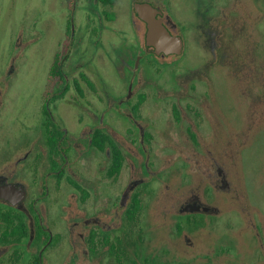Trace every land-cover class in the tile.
Returning <instances> with one entry per match:
<instances>
[{
    "label": "rangeland",
    "instance_id": "rangeland-1",
    "mask_svg": "<svg viewBox=\"0 0 264 264\" xmlns=\"http://www.w3.org/2000/svg\"><path fill=\"white\" fill-rule=\"evenodd\" d=\"M244 3L234 8L230 1L226 2L231 17L238 21L244 18L250 23V55L241 61L236 59L238 63L233 65L225 59L217 78V64L208 57L203 61L209 68L205 69L202 63L197 65L200 59L196 55V43L187 39L181 56H167L166 61L160 58L158 62L149 57L155 68L168 70L146 74L135 86L147 92L151 104L141 120L155 118L149 127L152 138L147 145L150 168L146 176L155 181L147 182L149 189L143 188L146 184L141 185V210L134 225L128 227V233L131 228L137 232L140 261L145 257L150 259L149 264H264V24H255L256 19L264 18V0ZM70 12L67 0H0V162L26 146L38 133L41 104L50 91L47 67L51 55L60 49L56 42L66 33ZM81 12L80 9L79 15ZM123 28L128 29L127 25ZM80 50L81 46L71 48L70 67L77 64L75 57ZM85 60L81 58L79 63ZM242 61L248 64L244 68L247 76L243 78L233 71L238 67L241 71ZM97 64L105 70L108 82H115L116 74L108 64L103 66L99 60ZM189 67L178 74L172 72ZM8 71L11 74L5 77ZM71 76L79 77L77 69ZM72 92L66 97H72ZM238 100L243 104L253 103L251 121L244 123L245 133L227 137L225 130L233 123L239 128L243 123L237 120L242 109L231 112L227 108L228 103L238 104ZM93 103L97 109L104 104ZM172 103L180 108V113H185L180 121L172 116ZM185 103H196L198 115ZM218 105L225 110L223 116L227 121L222 122L225 126L214 137L212 129L217 124L211 107L216 109ZM107 112L122 119L115 108ZM73 123V118H69L67 125ZM113 124L110 129L123 131L119 123ZM187 124L198 131L197 143L184 130ZM136 134L124 133L126 146L137 147ZM133 156L126 154L121 171L111 178L105 174L109 162L104 153L95 149L86 151L89 193L86 217L99 215L111 227L117 225L118 198L131 172L143 176L140 164L131 168L132 160L136 159ZM138 159L144 158L141 155ZM221 177L228 182V188L222 187ZM191 193L216 206L218 211L184 216L179 205ZM115 208H118L117 217ZM88 261V264H113L114 260L98 250ZM49 262L60 264L61 261Z\"/></svg>",
    "mask_w": 264,
    "mask_h": 264
},
{
    "label": "flooded vegetation",
    "instance_id": "flooded-vegetation-1",
    "mask_svg": "<svg viewBox=\"0 0 264 264\" xmlns=\"http://www.w3.org/2000/svg\"><path fill=\"white\" fill-rule=\"evenodd\" d=\"M228 1L234 8H239L240 3L249 0H67L71 12L66 33L56 42L60 49L51 55L47 67L50 86L47 88L50 91L41 104L38 133L26 146L0 162V264H53L49 261L88 264L98 250L102 255L110 256L113 264H149V258L139 260L137 232L131 228L128 233V227L134 225L141 209L133 213L129 211L134 217L131 220L126 217L131 201L137 199L141 202V185L146 184L143 188L149 189L147 182L151 179L155 181V178H146L150 168L147 145L152 138L149 127L155 118L141 120L143 112L151 104L147 92L135 89V86L142 82L146 74L168 70L155 68L149 57L158 62L160 58L166 61L167 56H181L187 39L196 43V55L200 59L197 65L202 63L205 69L209 68L203 61L208 57L213 64H217V78L226 63L225 59L233 65L238 63L236 59L241 61L250 55V23L244 18L238 21L231 17L226 4ZM147 8L153 10L154 20L169 32L175 42L180 38V52H156L155 47L148 44V22L140 14L145 15ZM255 24L261 26L264 18L256 19ZM124 25L128 29L123 28ZM76 46H81L82 50L75 57L77 64L70 67V51ZM81 58L86 60L79 63ZM98 60L103 66L107 63L108 68L114 71L115 82H108L105 70L103 72L101 65L97 64ZM242 63L241 71L240 67L233 71L242 74L243 78L247 76L244 68H248V64L245 61ZM203 67L198 68L202 70ZM74 69H77L78 78L71 76ZM185 69L190 67L172 72L178 74ZM4 74L7 77L11 71ZM70 90H73L72 97L67 98ZM93 102L104 104L97 109ZM252 104L250 101L243 104L241 100L238 104H227L231 112L236 108L237 112L242 109L243 113L237 120L243 123L240 128L233 123L230 129L225 130L228 132L225 136L245 133L243 126L246 121H251ZM171 106L173 118L180 121L185 113H180V108L174 107V103ZM185 106L198 115L196 103H185ZM109 108H115L117 116L122 119L109 114ZM211 108L217 124L212 129V135L216 137L218 130L225 126L222 122L227 119L223 116V107ZM260 115H263L262 110ZM69 118H73L74 127L67 125ZM91 121L93 125L87 123ZM116 122L123 127V131L110 129ZM184 130L197 143L198 131L190 124ZM97 132L106 137L102 147L93 142ZM135 132L139 137L137 147L126 146L124 133L129 136ZM114 148L121 165L117 172L110 173L116 154ZM89 149L104 153L109 162L105 169L108 177L119 174L124 160H127L126 154L131 158L135 156L136 159L132 162L128 159V162H131L132 169L140 164L143 174L138 177L134 171L131 172L118 198L119 224L112 227L99 215L86 217V198L89 194L86 189V151ZM141 155L143 161L138 159ZM216 170L220 172L219 167ZM221 181L222 187L228 188L224 177ZM198 206L202 209L192 210ZM217 211L216 206L202 201L195 193L179 205V212H183L184 216L214 214Z\"/></svg>",
    "mask_w": 264,
    "mask_h": 264
},
{
    "label": "water",
    "instance_id": "water-1",
    "mask_svg": "<svg viewBox=\"0 0 264 264\" xmlns=\"http://www.w3.org/2000/svg\"><path fill=\"white\" fill-rule=\"evenodd\" d=\"M153 10L147 8L144 10V14L140 13L144 19L148 22V32H147V42L155 47V51H164L168 52H180L181 49V40L180 38L175 39L169 34V32L163 27L160 26L152 17ZM202 207H194L192 210H200Z\"/></svg>",
    "mask_w": 264,
    "mask_h": 264
},
{
    "label": "trees",
    "instance_id": "trees-1",
    "mask_svg": "<svg viewBox=\"0 0 264 264\" xmlns=\"http://www.w3.org/2000/svg\"><path fill=\"white\" fill-rule=\"evenodd\" d=\"M103 139H106L105 135L102 136V134H100L99 132L96 133V135H94L93 137V142L95 145L99 146V147H102V141ZM112 144V143H111ZM113 145V144H112ZM115 150V148H114ZM116 154H115V158H114V161H113V164L110 168V173H113V172H117L120 168V165H121V162H120V159H119V156H118V153L117 151L115 150ZM141 209V202L140 200H133V202L131 201V203L129 204V207H128V215L126 216L129 220H131L132 218V215L129 213V211L131 213H133L134 211H139ZM94 233L91 234V242L94 241ZM114 245L112 244V249H114L113 247ZM146 262H143V264H145Z\"/></svg>",
    "mask_w": 264,
    "mask_h": 264
}]
</instances>
